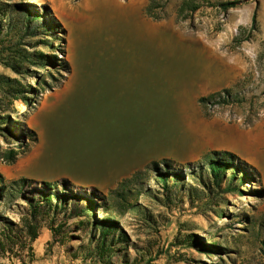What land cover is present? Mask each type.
Listing matches in <instances>:
<instances>
[{
	"label": "rangeland",
	"instance_id": "rangeland-1",
	"mask_svg": "<svg viewBox=\"0 0 264 264\" xmlns=\"http://www.w3.org/2000/svg\"><path fill=\"white\" fill-rule=\"evenodd\" d=\"M160 1L165 15L153 20L148 0H0L46 5L62 29L49 46L23 38L61 61L22 73L0 64L3 89L5 79L35 89L27 105L0 89V187L27 180L0 196V264H264V0H200L184 20L180 0ZM226 1L235 4L210 5ZM6 9L3 22H16ZM137 20L161 33L139 34ZM16 39L5 27L0 47ZM73 69L72 94L46 108ZM223 88L241 101L198 102ZM9 148L25 152L7 163ZM210 151L232 153L238 168L215 185L201 162ZM43 182L56 183L50 203ZM86 198L93 206L82 212ZM27 223L37 227L32 242Z\"/></svg>",
	"mask_w": 264,
	"mask_h": 264
},
{
	"label": "trees",
	"instance_id": "trees-1",
	"mask_svg": "<svg viewBox=\"0 0 264 264\" xmlns=\"http://www.w3.org/2000/svg\"><path fill=\"white\" fill-rule=\"evenodd\" d=\"M167 1V0H164ZM234 1H226V2H213L210 3L211 6H216L218 8L222 9H228L232 6H234ZM201 6L200 0H180L177 9H176V18L178 20H184L188 17L189 14L196 11ZM6 7H12L16 12H18L19 17L18 20L14 23H11L10 20L3 22L4 17L6 16L7 9ZM163 3H161L160 0H148L146 5L143 8V12L146 17L151 18L153 20H159L162 19L165 15V13L162 11ZM49 9L46 5H41L40 7H37L34 3L29 4H13L9 5L8 3L0 4V34L2 30L6 27L8 28V31L14 30L15 34L17 35L16 42L4 46L1 45L0 47V64L7 66L11 68L16 73H22L28 70V68L32 66L37 67H44L47 65H53L54 61H61L62 59H57L54 56L45 55L42 52L39 51H28L27 48H31L34 45H30V43H25L23 41V38L25 37H35L42 35L43 38H39L35 44H44L48 45L49 43L46 39V36H50V33L54 29H61V24L55 17H50L48 15ZM255 16L252 18V28L255 26ZM62 30V29H61ZM244 28L240 27V32L243 31ZM246 38H242L239 36L234 37V42L240 43L241 41L246 40ZM2 43V42H1ZM0 43V44H1ZM4 52H6L4 54ZM64 63V69L66 71L69 70V64L67 61H63ZM2 77L0 76V89L2 91V94L9 98V100L12 102L15 99H20L24 104H29V95L33 94L35 89L30 86H24L16 79H5V83L9 86L1 87L2 83ZM3 82V81H2ZM241 99L236 97V94H233L231 92V88H223L219 91L212 92L208 94L207 96L200 97L198 99V102L202 106H216V105H226L230 103L240 102ZM23 134L27 137H34L35 133L32 130L27 129L23 132ZM16 138V137H13ZM25 152V150H19L15 148H9L2 152L1 158L7 163H12L16 160V158ZM234 155L228 151H210L207 154L203 155L201 158L202 165L204 167H207L209 169V178L210 182H213V185L218 184L225 173L226 170L231 168V170H237L238 168L234 167L232 165V159H234ZM160 164H165L166 159H163L161 162H158ZM157 162H152L151 167L153 170L158 171ZM148 168V167H147ZM146 168V169H147ZM240 172L244 175H248V173L245 172V170L240 169ZM142 174V171L138 170L134 172L130 177L123 179L118 183V189H123V187L130 182H133ZM175 178H177V175H172ZM27 182L26 179H18L11 181L8 185H3L0 187V196L2 197L5 194L6 189H10L13 191H16L14 188L15 186H19L21 184H24ZM0 183H3V177L0 174ZM54 184L56 183H47L43 182L42 185L46 189H42L39 192L40 197L44 202L50 203L51 198L53 196H57L58 194H55L51 192ZM57 184H62L65 186L67 184V181L62 180V182H57ZM17 192V191H16ZM121 200H125V192L118 191L116 192ZM86 204L82 207L80 211L86 212L90 210V208L93 206V202L86 198ZM34 206V205H32ZM79 211V212H80ZM35 213V210L34 212ZM107 230H112V227H106ZM8 233H11L12 231L10 229H5ZM5 234V233H4ZM7 235V233H6ZM26 235L28 237L29 242L34 241L37 238V227L33 224L27 223L26 226ZM97 249L101 251V254H104L108 252L109 246H107V242L103 239H101L99 242H97Z\"/></svg>",
	"mask_w": 264,
	"mask_h": 264
},
{
	"label": "crops",
	"instance_id": "crops-1",
	"mask_svg": "<svg viewBox=\"0 0 264 264\" xmlns=\"http://www.w3.org/2000/svg\"><path fill=\"white\" fill-rule=\"evenodd\" d=\"M139 21V20H137ZM139 25L138 26H133V28L137 29L138 30V33L139 34H143V35H146V36H155L156 33H161L159 31H155V33L153 34H147V33H144L143 31V27H142V23H140V21L138 22ZM156 65H158L159 61L156 60ZM74 77H75V71L74 69L72 70V74L69 76V78L63 83V85L59 88V89H56L54 91H51L48 95V97L50 96V104L47 102V106L46 108H54L56 105H57V102L60 101V100H63L65 97L67 98L68 96H70L69 94H72L71 92L74 91V89L76 87H74ZM48 99V98H47ZM47 101V100H46ZM108 176L110 177L111 174H108Z\"/></svg>",
	"mask_w": 264,
	"mask_h": 264
}]
</instances>
